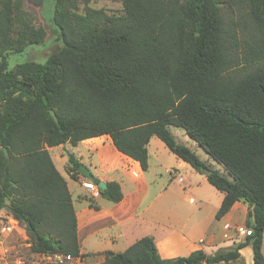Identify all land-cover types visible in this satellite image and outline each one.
<instances>
[{
  "label": "trees",
  "instance_id": "1",
  "mask_svg": "<svg viewBox=\"0 0 264 264\" xmlns=\"http://www.w3.org/2000/svg\"><path fill=\"white\" fill-rule=\"evenodd\" d=\"M91 1L54 0L62 47L43 63L9 69L10 52L45 44L47 30L25 0H0L1 217L28 234L31 254L95 256L81 253L72 195L48 147L110 135L147 170L148 145L158 137L198 172L211 169L209 183L224 194L217 218L237 201L249 205L252 234L234 250L169 259L144 236L125 251L104 252L103 264H231L247 245L254 264H264V0H243L247 20L239 23L226 20L221 0H122V14ZM171 126L185 129L228 175L180 143ZM68 155L76 177L81 162ZM106 184L102 196L120 202L121 185Z\"/></svg>",
  "mask_w": 264,
  "mask_h": 264
},
{
  "label": "crops",
  "instance_id": "2",
  "mask_svg": "<svg viewBox=\"0 0 264 264\" xmlns=\"http://www.w3.org/2000/svg\"><path fill=\"white\" fill-rule=\"evenodd\" d=\"M156 138L153 137L148 145L147 170L139 161L120 152L110 135L86 138L77 145L64 143L48 147L72 195L81 253L95 255L96 261L103 263L104 252H122L138 239L152 236L162 258L187 256L196 250L215 255L220 251L234 250L236 244L246 237L239 234L237 228L247 226L249 205L237 201L224 216L217 218L224 194L219 191L222 196H215L207 186L206 175L177 157ZM152 145L155 150H152ZM53 149H57L56 155L52 153ZM69 153L80 160L90 176L80 171L73 177V171L67 172ZM59 161L67 174L59 168ZM179 176L184 178V182L179 181ZM93 177L105 183L118 182L123 199L114 203L103 197L100 191L93 192L84 187L83 182L92 181ZM192 192L208 195L196 199ZM1 214L0 228L4 223ZM18 233L27 236L19 228L2 234L0 264H14V261L7 262L6 259L10 251L20 247L22 240ZM16 238L17 243H11ZM239 252L240 257L232 260L231 264H254L251 245ZM31 256L34 257L33 254ZM37 262L32 261L31 264H39Z\"/></svg>",
  "mask_w": 264,
  "mask_h": 264
},
{
  "label": "rangeland",
  "instance_id": "3",
  "mask_svg": "<svg viewBox=\"0 0 264 264\" xmlns=\"http://www.w3.org/2000/svg\"><path fill=\"white\" fill-rule=\"evenodd\" d=\"M54 0H25L24 2V8L25 10L32 14L35 18V24L36 25H43L47 30V36H46V43L43 45L38 46H30L23 52H14L11 51L8 55V64L9 69L14 68L17 64L23 63L26 61H36V62H45L48 58V56L56 51H58L62 47V41L59 39V36L57 35V31L55 26L52 23V14L54 10ZM90 5L95 8H105L108 13H115V14H122L123 13V1L122 0H92L90 2ZM222 10L223 14L228 22H240L244 21V18L247 20L246 17V7L244 5L243 0H221ZM170 130L176 137V139L190 148H192L198 156L206 162L209 166H211L213 169L219 170L221 173L228 175L226 169L224 166L214 159H212L208 153L199 145L198 142L193 140L189 135H187L185 129L171 126ZM158 142H161L160 139L156 138ZM155 150V148L152 145V150ZM57 149H53L52 153L56 155ZM59 168L63 170V164L61 162H58ZM65 174V170H63ZM208 188L213 192L215 196L219 198V196H222V193L217 191L212 185L208 183ZM192 195L195 196L196 199H199L202 195H208V194H200L199 192H192ZM5 210H3L1 213H4ZM4 222H6V217H1ZM25 226V225H24ZM26 227V226H25ZM17 233V232H16ZM19 234V233H18ZM22 234V232H21ZM19 234L18 236H21L19 238L22 240L20 242V247L16 249L15 251H10L8 255V258L6 259L7 262L14 261L17 256H26L30 261H39L35 257L31 256L30 253V247L26 245L28 241V234L27 236H22ZM18 238L12 239L11 243H17ZM17 252V254L15 253ZM32 259V260H31ZM39 264H44L43 262H37Z\"/></svg>",
  "mask_w": 264,
  "mask_h": 264
},
{
  "label": "built area",
  "instance_id": "4",
  "mask_svg": "<svg viewBox=\"0 0 264 264\" xmlns=\"http://www.w3.org/2000/svg\"><path fill=\"white\" fill-rule=\"evenodd\" d=\"M178 179L180 182H184V178L182 176H179ZM83 185L84 187L88 188L93 192L100 191L99 186L92 181H84ZM190 200L194 201L193 198H191ZM16 228H18V225L12 222H4L0 228V240L2 239L1 237L3 233L13 232ZM237 232L241 235L247 236L252 234V229L248 226H239L237 228ZM26 244L29 247L31 246V242L29 241H27ZM33 255L36 259H38L40 262H43L44 264H103L101 262L96 261L95 256H87L82 254L74 256L72 254L56 252ZM14 264H31V262L28 257L20 255L17 256V258L14 260Z\"/></svg>",
  "mask_w": 264,
  "mask_h": 264
},
{
  "label": "water",
  "instance_id": "5",
  "mask_svg": "<svg viewBox=\"0 0 264 264\" xmlns=\"http://www.w3.org/2000/svg\"><path fill=\"white\" fill-rule=\"evenodd\" d=\"M50 113H51V115L53 116V118H54L56 121H58L57 114H56V112H55L53 109L50 110ZM4 151H5V154L8 155V149H7L6 147L4 148ZM79 171H81L82 173H84V174L90 176V172H89V170H88L83 164L80 165V167H79ZM210 173H211V169H210V168H204V169H203V174H204V175L208 176ZM98 186H99V188L104 189V188L107 187V184H106L104 181H100V183H99Z\"/></svg>",
  "mask_w": 264,
  "mask_h": 264
}]
</instances>
